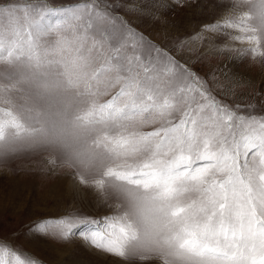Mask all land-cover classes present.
<instances>
[{
    "label": "snow or ice",
    "instance_id": "6c2138e0",
    "mask_svg": "<svg viewBox=\"0 0 264 264\" xmlns=\"http://www.w3.org/2000/svg\"><path fill=\"white\" fill-rule=\"evenodd\" d=\"M242 4L248 11H237ZM119 7L106 0L77 3L64 12L74 23L63 31L67 20L43 29L31 4L0 5L7 69L56 71L69 83L83 82L86 106L75 119L97 132L91 145L108 159L100 161L91 186L110 187L124 201L117 214L33 221L25 235L65 242L78 236L141 264H264V115L222 103L207 81L116 15ZM204 30L244 45L234 49L242 55L264 59V0H234L231 12ZM12 79L0 71V90L10 92L15 85L2 82ZM0 105L7 117L0 119L2 155L33 132L11 103ZM86 159L87 168L96 154ZM78 179L89 184L82 174ZM6 256L7 264H42L0 240V264Z\"/></svg>",
    "mask_w": 264,
    "mask_h": 264
},
{
    "label": "rangeland",
    "instance_id": "374dc122",
    "mask_svg": "<svg viewBox=\"0 0 264 264\" xmlns=\"http://www.w3.org/2000/svg\"><path fill=\"white\" fill-rule=\"evenodd\" d=\"M83 2L85 0H0V5L31 4L32 18L38 20L43 29L55 25L57 20H67L62 25V30L66 31L74 21L66 18L64 12ZM106 2L118 3L116 15L153 43L169 50L207 81L212 94L222 103L234 109L239 105L244 114L252 110L264 115V59L242 55L234 49L244 45L231 41L227 35L204 30L205 25L230 13L234 0ZM249 7L242 4L237 11L245 12ZM51 9L58 11L53 14ZM43 37L55 39L48 32H44ZM8 38H12L10 33ZM22 42L26 44L23 37ZM4 57L7 52L0 57V71L10 72L13 79L2 83L15 86L10 92L0 90V104L11 103L14 113L33 135L21 134L13 142L15 151L0 155V202L7 201L10 205L8 210L2 206L5 204H0V240L9 241L12 248L31 254L42 264H141L137 257H117L78 236L65 242L47 234L38 235L36 239L25 235L33 221L59 218L67 213L90 217L117 214L124 209V201L110 187L91 186V181L98 178L100 161L107 163L108 159L91 145L97 132L75 119L86 106L81 94L83 82L69 83L56 71L41 76L27 69H7ZM95 66H99V61ZM114 91L98 97V102H104ZM253 105L255 108L250 109ZM6 118L0 113V119ZM150 127L146 126L145 130ZM9 131L14 130L6 129ZM89 153H95L96 159L86 168ZM78 174L84 175L89 184H81ZM14 188L20 189L18 196H8ZM4 259L7 264L11 257ZM153 264L160 262L154 260Z\"/></svg>",
    "mask_w": 264,
    "mask_h": 264
},
{
    "label": "bare ground",
    "instance_id": "6f19581e",
    "mask_svg": "<svg viewBox=\"0 0 264 264\" xmlns=\"http://www.w3.org/2000/svg\"><path fill=\"white\" fill-rule=\"evenodd\" d=\"M15 189V188H14ZM19 188H16L15 190H13L12 192H10L9 194H8V196H12V197H14V194H15V196H18V193H20V189L18 190ZM14 199V198H13ZM21 203V202H20ZM19 203V204H20ZM0 204H5V205H2V206H5L6 207V209L8 208V210H9V208H10V205H9V203L6 201V203L5 202H0ZM25 204V203H24ZM17 208V207H16ZM22 208V207H21Z\"/></svg>",
    "mask_w": 264,
    "mask_h": 264
}]
</instances>
